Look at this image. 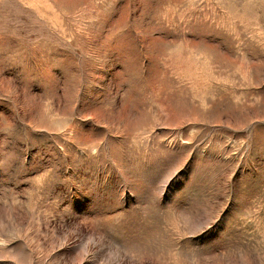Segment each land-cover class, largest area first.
Returning a JSON list of instances; mask_svg holds the SVG:
<instances>
[{
	"label": "rangeland",
	"instance_id": "obj_1",
	"mask_svg": "<svg viewBox=\"0 0 264 264\" xmlns=\"http://www.w3.org/2000/svg\"><path fill=\"white\" fill-rule=\"evenodd\" d=\"M0 264H264V0H0Z\"/></svg>",
	"mask_w": 264,
	"mask_h": 264
}]
</instances>
